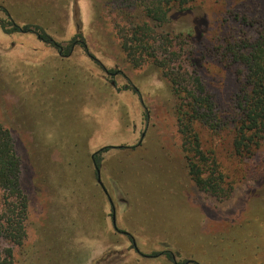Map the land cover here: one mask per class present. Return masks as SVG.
Masks as SVG:
<instances>
[{"label": "rangeland", "instance_id": "obj_1", "mask_svg": "<svg viewBox=\"0 0 264 264\" xmlns=\"http://www.w3.org/2000/svg\"><path fill=\"white\" fill-rule=\"evenodd\" d=\"M142 4L0 0V123L13 137L27 197L24 241L11 247L0 238V264H175L165 251L176 264H264V140L251 156L234 154L239 66L202 52L236 25L254 36L261 22L224 18L234 8L258 19L264 1L194 0L157 29L176 37L179 53L198 55L218 123L202 130L203 147L219 157L226 197L188 174L163 72L150 61L132 66L121 48L119 30L147 20ZM26 24L29 31L13 30ZM37 27L63 47L81 33L86 49L75 43L61 55Z\"/></svg>", "mask_w": 264, "mask_h": 264}, {"label": "trees", "instance_id": "obj_2", "mask_svg": "<svg viewBox=\"0 0 264 264\" xmlns=\"http://www.w3.org/2000/svg\"><path fill=\"white\" fill-rule=\"evenodd\" d=\"M141 1L147 20L140 23L129 21L119 30L121 48L132 66L139 67L150 61L163 72L175 100L176 127L185 152L188 174L199 188L215 196L226 197L230 190L226 189L224 172L219 170L216 162V157H219L203 147L202 130L216 131L218 123L213 121L216 110L212 97L197 73L198 55L191 48L184 55L179 53L175 36L157 32L177 14H185L194 0ZM224 20L243 26L261 22L254 36L238 31L236 25L230 33L228 28L216 34L215 40L202 50L220 62L239 66L240 87L234 97L239 111L238 118L234 119L231 146L235 155L246 157L253 155L264 140V14L256 19L247 11L231 8ZM13 30L26 32L30 25H14ZM35 34L64 56L70 53L75 43L86 49L81 33L77 34L79 40L75 36L64 47L41 28L37 27ZM158 48L163 50L157 52ZM133 90L138 94L136 88ZM144 117H147L146 113ZM94 159L99 166L98 160ZM26 215L27 197L21 188L19 158L11 132L0 123V238L11 247L24 241ZM11 247L5 250L10 257ZM165 252L172 258L170 252Z\"/></svg>", "mask_w": 264, "mask_h": 264}, {"label": "flooded vegetation", "instance_id": "obj_3", "mask_svg": "<svg viewBox=\"0 0 264 264\" xmlns=\"http://www.w3.org/2000/svg\"><path fill=\"white\" fill-rule=\"evenodd\" d=\"M92 162L94 164V168H95V172H96V176H97V171H100L99 170V166H96V161L94 159V157L92 158ZM103 191L105 192L106 196H107V200H108V203L109 205L111 206V222L114 226V228L117 230L116 228V225H115V208H114V205H113V202H112V199L111 197L108 195L107 191L105 190V188L103 187ZM172 259H173V262L176 264V261H175V258L174 256L172 255Z\"/></svg>", "mask_w": 264, "mask_h": 264}, {"label": "water", "instance_id": "obj_4", "mask_svg": "<svg viewBox=\"0 0 264 264\" xmlns=\"http://www.w3.org/2000/svg\"><path fill=\"white\" fill-rule=\"evenodd\" d=\"M97 180H98V182L101 184V182H100V178H99V171H97ZM134 244V243H133Z\"/></svg>", "mask_w": 264, "mask_h": 264}]
</instances>
